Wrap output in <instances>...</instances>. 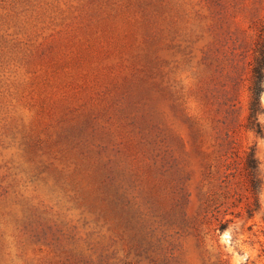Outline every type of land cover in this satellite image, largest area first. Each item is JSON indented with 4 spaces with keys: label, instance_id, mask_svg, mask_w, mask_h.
Listing matches in <instances>:
<instances>
[{
    "label": "rangeland",
    "instance_id": "374dc122",
    "mask_svg": "<svg viewBox=\"0 0 264 264\" xmlns=\"http://www.w3.org/2000/svg\"><path fill=\"white\" fill-rule=\"evenodd\" d=\"M260 35L264 0H0V264H264Z\"/></svg>",
    "mask_w": 264,
    "mask_h": 264
},
{
    "label": "trees",
    "instance_id": "16d2710c",
    "mask_svg": "<svg viewBox=\"0 0 264 264\" xmlns=\"http://www.w3.org/2000/svg\"><path fill=\"white\" fill-rule=\"evenodd\" d=\"M235 74L241 72L238 63H233ZM235 82V80L233 81ZM234 90V86H232ZM250 98L248 103V115L246 118L245 128L248 131L255 133L257 136L264 137V125L261 122V116L264 114V106L262 103V95L264 94V36L260 35L253 48V60L251 64V79H250ZM230 100V99H227ZM225 129L230 133L236 127L234 118V110L229 106L225 111L224 118ZM259 162L256 157V151L253 150L247 156L248 177L252 184L253 191L261 184L258 172Z\"/></svg>",
    "mask_w": 264,
    "mask_h": 264
},
{
    "label": "clouds",
    "instance_id": "9594fccd",
    "mask_svg": "<svg viewBox=\"0 0 264 264\" xmlns=\"http://www.w3.org/2000/svg\"><path fill=\"white\" fill-rule=\"evenodd\" d=\"M262 101H264V95H262Z\"/></svg>",
    "mask_w": 264,
    "mask_h": 264
}]
</instances>
